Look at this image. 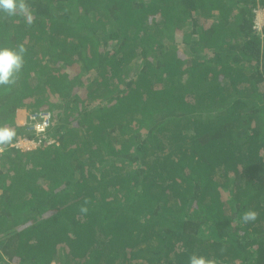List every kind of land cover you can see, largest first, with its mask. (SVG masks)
<instances>
[{"label": "trees", "instance_id": "trees-1", "mask_svg": "<svg viewBox=\"0 0 264 264\" xmlns=\"http://www.w3.org/2000/svg\"><path fill=\"white\" fill-rule=\"evenodd\" d=\"M27 3L0 127L51 143L0 154V264H264V0Z\"/></svg>", "mask_w": 264, "mask_h": 264}, {"label": "clouds", "instance_id": "clouds-1", "mask_svg": "<svg viewBox=\"0 0 264 264\" xmlns=\"http://www.w3.org/2000/svg\"><path fill=\"white\" fill-rule=\"evenodd\" d=\"M258 7L261 8L260 6ZM0 12L5 13L8 17L21 15L26 18L29 24L33 22V16L27 0H0ZM25 53L26 48L23 44L18 45L15 49L0 48V86H11L17 82L25 63ZM14 137L15 131L13 129L0 127V152H3L6 146L11 145ZM88 203L89 201L86 199L84 201L85 206L79 209L82 214H87L88 208L86 205ZM258 215L256 211L248 210L242 214L241 219L243 223L247 224L254 222ZM189 264H217V260L193 254L189 257Z\"/></svg>", "mask_w": 264, "mask_h": 264}, {"label": "built area", "instance_id": "built-area-1", "mask_svg": "<svg viewBox=\"0 0 264 264\" xmlns=\"http://www.w3.org/2000/svg\"><path fill=\"white\" fill-rule=\"evenodd\" d=\"M264 26V7L260 9L257 7L254 10V19L252 28L256 31H261ZM30 124L27 130L35 132V138L21 137L11 143L9 148L19 150L20 152H30L37 148L48 146L51 139L45 136L46 129L48 128L51 120L49 112L41 111L33 113L28 116ZM1 154V152H0Z\"/></svg>", "mask_w": 264, "mask_h": 264}, {"label": "rangeland", "instance_id": "rangeland-1", "mask_svg": "<svg viewBox=\"0 0 264 264\" xmlns=\"http://www.w3.org/2000/svg\"><path fill=\"white\" fill-rule=\"evenodd\" d=\"M263 7H261L260 9H262ZM28 115V114H27ZM29 116V115H28ZM29 120V119H28Z\"/></svg>", "mask_w": 264, "mask_h": 264}]
</instances>
